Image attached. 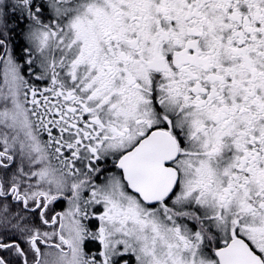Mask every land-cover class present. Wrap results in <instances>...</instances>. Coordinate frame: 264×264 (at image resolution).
I'll return each mask as SVG.
<instances>
[{
	"label": "snow or ice",
	"instance_id": "6c2138e0",
	"mask_svg": "<svg viewBox=\"0 0 264 264\" xmlns=\"http://www.w3.org/2000/svg\"><path fill=\"white\" fill-rule=\"evenodd\" d=\"M0 264H264V0H0Z\"/></svg>",
	"mask_w": 264,
	"mask_h": 264
}]
</instances>
